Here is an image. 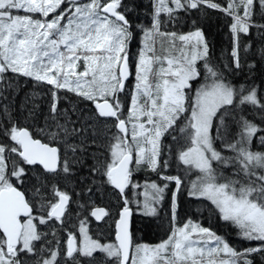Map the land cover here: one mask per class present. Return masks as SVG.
I'll use <instances>...</instances> for the list:
<instances>
[{
    "label": "snow or ice",
    "instance_id": "snow-or-ice-1",
    "mask_svg": "<svg viewBox=\"0 0 264 264\" xmlns=\"http://www.w3.org/2000/svg\"><path fill=\"white\" fill-rule=\"evenodd\" d=\"M125 7L122 0H0V100L8 98L13 77L48 86L50 96L46 115L32 98L23 111L0 103V264H253L255 254L264 259V88L235 87L210 62L201 30L167 32L161 20L162 13L171 18L181 10L224 13L233 45L225 67L235 74L243 68L242 35L264 29L256 20L264 19V0H154L134 73ZM62 93L93 110L73 120L81 109H61L60 101L68 99ZM249 112L255 114L251 119ZM89 129L90 143L84 137ZM177 131L179 137L172 135ZM166 135L177 143V165L186 175L196 174L188 195L210 202L241 239L260 247L240 252L191 220L175 226L176 192L184 178L166 174ZM92 146L100 154L92 157L89 175L102 179L95 187L85 185L87 192L109 186L123 200L114 241L107 243L90 232L89 219L104 220L110 210L91 196L81 203V194L63 183L74 165L86 166ZM142 168L165 183H136L134 173ZM169 183L175 185L170 234L154 245L134 243L129 193L142 196L137 205L154 216Z\"/></svg>",
    "mask_w": 264,
    "mask_h": 264
},
{
    "label": "trees",
    "instance_id": "trees-1",
    "mask_svg": "<svg viewBox=\"0 0 264 264\" xmlns=\"http://www.w3.org/2000/svg\"><path fill=\"white\" fill-rule=\"evenodd\" d=\"M123 4L127 7L122 8L127 19L130 21L132 28V40L136 43L139 39L144 38L143 30L151 27L153 17V3L154 0H122ZM147 4L146 8L141 9L142 3ZM225 3V2H224ZM220 3V4H224ZM128 5V6H127ZM176 27L170 21V30L162 29L167 32H191L198 28H201L207 38L209 44V58L210 62L221 70L228 81H230L235 87L240 86L248 87L255 86L257 89L264 88V60L261 59V54L264 52V29H258L253 27L250 30V34L244 37V43L241 45V62L243 64L242 70L233 74L232 69L226 68L225 65L230 62V53L232 48L231 32L229 30V20L224 13L201 8L196 10L178 11L174 13ZM165 18V19H164ZM164 22H168L164 17ZM162 19V17H161ZM142 20V21H141ZM257 23H264V19L256 17ZM184 26V27H183ZM160 38L157 37V47L159 49ZM131 43V50L128 49L129 61L136 60L137 51H133V43ZM140 46V45H139ZM138 46V47H139ZM140 49V47H139ZM244 49H247L246 51ZM137 52V53H136ZM250 65H256V70L249 71ZM202 81V80H201ZM12 88L7 90L6 100H0V103H10L13 111H23V105L27 102L28 98H32L37 104L40 105L43 114H47V108L50 96L45 91L48 87L46 85L33 86V82L23 77H13ZM198 83L195 84V87ZM133 85V78L128 82L129 89ZM194 94V91H193ZM62 96H67L68 99H62L60 101L61 109H68L70 113L73 107L81 109V112L72 113V119L76 120L82 113L85 117L93 110L92 105L88 102H81L77 97L71 93H62ZM85 104L88 106L85 107ZM249 119L255 115L252 112L246 114ZM23 122V121H22ZM83 123L84 121H80ZM257 122H259L257 118ZM40 124H43L41 118ZM84 134L85 139L90 143L89 133ZM172 135L180 136L177 131ZM172 135H166L163 143L165 145L164 158L169 160L170 167L166 170V174L180 175L184 178V184L179 192H176V221L175 224L181 225L189 220L199 221L203 226L210 228L216 234L223 236L228 240L231 246L237 248L238 251L243 252L248 247H260L261 242L247 241L241 239L239 230L232 224L225 222L219 218V214L215 211L214 207L206 200L196 199L188 195L187 183L192 180L194 174L184 176L181 173L182 166H178L175 161L174 152L177 150V143L173 140ZM78 142V141H74ZM97 146H92L93 150L89 151L86 155L82 167L80 164H76L73 167L72 178L67 181H63L67 185L69 191H75L80 193L83 199V203L89 196H91L92 202L105 207L110 210V216L106 217L101 224H96L92 218L89 219V225L93 229V235L103 241H114L115 235V223L114 220L118 218L117 213L123 206V200L118 199L114 194V191L109 186H103L99 191H94L90 194L87 192L85 185L95 187L100 183L102 177H95L89 175V167L94 163L92 157L99 155L100 153L95 151ZM142 178V179H141ZM134 181L139 184L146 182H164L159 179L156 174L141 169L134 173ZM160 183V184H161ZM169 189L167 191L164 202L157 210V214L154 216H146L137 213V204L135 201L140 196L135 193H129V199L132 203L129 207L133 210V219L131 231L134 242H147L151 244L159 243L163 239H166L170 234V230L174 227L172 221V194L175 192L174 183H169ZM85 188L83 192L81 189ZM140 189L136 190L139 192ZM75 207V205H73ZM200 211H205L208 216L203 220V214L200 215ZM75 215L72 217V222H75ZM101 233H100V231ZM253 264H264V259L259 254H255L253 257Z\"/></svg>",
    "mask_w": 264,
    "mask_h": 264
},
{
    "label": "rangeland",
    "instance_id": "rangeland-1",
    "mask_svg": "<svg viewBox=\"0 0 264 264\" xmlns=\"http://www.w3.org/2000/svg\"><path fill=\"white\" fill-rule=\"evenodd\" d=\"M258 17H260L259 15H257ZM184 27V26H183ZM199 30H201L203 33H204V31L201 29V28H198ZM197 30V29H196ZM195 31V30H194ZM228 31V33L230 32V27H229V30H227ZM189 32H187V33H185V32H180V33H178V34H188ZM204 36H205V33H204ZM231 36V35H230ZM205 38H206V36H205ZM207 39V38H206ZM130 42H132L133 43V51H137V52H139L140 51V49L143 47V36H142V38H140L139 39V42H134L133 40H132V38H131V40L129 41V45H128V49L129 50H131V43ZM242 43H244V37H243V35H242V38H241V41H240V46L242 45ZM177 44H179V41H177ZM140 45V46H139ZM140 47V49H139V47ZM136 52V53H137ZM137 55H138V53H137ZM137 55H136V58H137ZM135 61L136 60H132V61H130V66H131V70H132V72L134 73L135 72V67H134V65H135ZM200 64L202 65L203 64V61H201L200 62ZM202 71H203V69H201ZM203 82V80L202 81H200V83H202ZM133 84H134V78H133ZM196 87H199V83L197 84V86ZM181 171V173L184 175V176H186V174H185V172L181 169L180 170ZM195 176H196V174H194V177L192 178V180L193 179H195ZM156 183H158V184H160L161 182H157L156 181ZM163 183H165V182H162L161 183V185L163 184ZM143 184H145V183H143ZM142 184V185H143ZM187 186L189 187L190 186V181L187 183ZM170 187V186H169ZM169 187L165 190V195H164V199L159 203V204H157L156 205V207H157V210H158V208L161 206V204L164 202V200H165V197H166V194H167V191H168V189H169ZM140 191H142V189H140ZM137 200H139V201H143V197L142 196H140V198L139 199H137ZM136 200V201H137ZM136 201H135V203H136ZM210 203V202H209ZM137 204V203H136ZM137 213H139V214H142V215H144L143 214V209H142V206H138L137 205ZM200 213V215L201 214H203V215H201V216H203L204 218H203V220L204 219H206L208 216L206 215V212L204 211H200L199 212ZM193 223H198V224H200L201 226H203V224L201 223V222H199V221H194V220H191ZM182 225V224H181ZM175 226H180V225H177V224H175ZM203 227H205V226H203ZM210 229V228H209ZM211 230V229H210ZM212 231V230H211ZM218 235V234H217ZM220 236V235H219ZM222 238H224L223 236H221ZM227 242H228V240L226 239V238H224ZM102 242H105V243H107V242H112V241H108V240H106V241H103V240H101ZM134 243H147V242H134ZM160 243V242H159ZM229 243V242H228ZM147 244H150V245H154V244H151V243H147ZM155 244H157V243H155ZM230 244V243H229ZM231 246V245H230ZM233 247V246H232ZM233 248H235V247H233ZM235 249H237V248H235Z\"/></svg>",
    "mask_w": 264,
    "mask_h": 264
},
{
    "label": "flooded vegetation",
    "instance_id": "flooded-vegetation-1",
    "mask_svg": "<svg viewBox=\"0 0 264 264\" xmlns=\"http://www.w3.org/2000/svg\"><path fill=\"white\" fill-rule=\"evenodd\" d=\"M216 2H218V3H224L225 2V0H216ZM147 4H148V2H146L145 4L144 3H142L141 4V6H140V8L141 9H143V8H146V11H148V9H147ZM128 6V5H127ZM126 9H127V7H126ZM122 11V10H121ZM161 17H162V29H165V30H170V24H169V22L171 21L172 22V24L174 25V27H176V24H175V15L173 14V17H169L167 14H161ZM164 17H166V19L168 20V22H164V20H163V18ZM256 17H258V16H256ZM259 18V17H258ZM165 19V18H164ZM142 21V20H141ZM71 226V225H70ZM89 229H90V232L93 234V229H92V227L89 225ZM100 231V230H99ZM100 233H101V231H100Z\"/></svg>",
    "mask_w": 264,
    "mask_h": 264
},
{
    "label": "water",
    "instance_id": "water-1",
    "mask_svg": "<svg viewBox=\"0 0 264 264\" xmlns=\"http://www.w3.org/2000/svg\"><path fill=\"white\" fill-rule=\"evenodd\" d=\"M131 209V208H130ZM131 211H132V216L130 217V232L132 233V231H131V226H132V219H133V210L131 209ZM106 218V217H105ZM93 219V221L95 222V223H97V224H101L104 220H101V221H96L94 218H92ZM115 237V236H114Z\"/></svg>",
    "mask_w": 264,
    "mask_h": 264
},
{
    "label": "bare ground",
    "instance_id": "bare-ground-1",
    "mask_svg": "<svg viewBox=\"0 0 264 264\" xmlns=\"http://www.w3.org/2000/svg\"><path fill=\"white\" fill-rule=\"evenodd\" d=\"M142 179V178H141Z\"/></svg>",
    "mask_w": 264,
    "mask_h": 264
}]
</instances>
